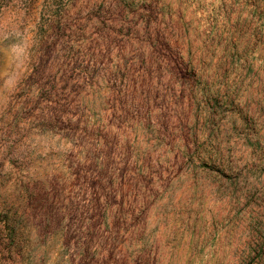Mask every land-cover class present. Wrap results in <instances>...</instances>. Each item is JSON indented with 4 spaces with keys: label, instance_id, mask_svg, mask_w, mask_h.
<instances>
[{
    "label": "rangeland",
    "instance_id": "obj_1",
    "mask_svg": "<svg viewBox=\"0 0 264 264\" xmlns=\"http://www.w3.org/2000/svg\"><path fill=\"white\" fill-rule=\"evenodd\" d=\"M0 264H264V0H0Z\"/></svg>",
    "mask_w": 264,
    "mask_h": 264
},
{
    "label": "crops",
    "instance_id": "obj_2",
    "mask_svg": "<svg viewBox=\"0 0 264 264\" xmlns=\"http://www.w3.org/2000/svg\"><path fill=\"white\" fill-rule=\"evenodd\" d=\"M173 193H174L173 196L176 197V198H178L181 195V190H177V191H175ZM174 203L176 204V202H174Z\"/></svg>",
    "mask_w": 264,
    "mask_h": 264
}]
</instances>
